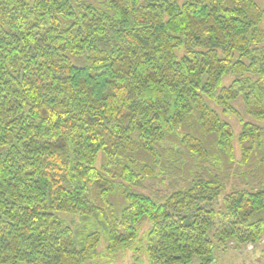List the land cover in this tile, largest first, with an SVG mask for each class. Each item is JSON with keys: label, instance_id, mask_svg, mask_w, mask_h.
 <instances>
[{"label": "trees", "instance_id": "1", "mask_svg": "<svg viewBox=\"0 0 264 264\" xmlns=\"http://www.w3.org/2000/svg\"><path fill=\"white\" fill-rule=\"evenodd\" d=\"M260 3L0 0V264L264 239Z\"/></svg>", "mask_w": 264, "mask_h": 264}, {"label": "rangeland", "instance_id": "2", "mask_svg": "<svg viewBox=\"0 0 264 264\" xmlns=\"http://www.w3.org/2000/svg\"><path fill=\"white\" fill-rule=\"evenodd\" d=\"M182 2L183 0H179ZM259 3H264V0H257ZM261 4V3H260ZM73 57V56H72ZM75 62L77 60L75 57L73 58ZM236 107L243 111L244 106L241 103L236 104ZM244 114V113H243ZM223 117L229 120L232 124L235 131L234 143L236 145L237 153H238V143L237 136L241 130L242 123L241 121L234 115L228 116L224 115ZM245 119H251L244 114ZM261 125L264 126V121H259ZM147 225H144L143 229L146 230ZM264 246V239L257 243H248L242 251L239 249H231L227 252H218L217 260L213 264H264V258L261 255V248ZM100 250L99 254L94 258V264H149L147 255L145 251L141 249L139 252H135L132 249H126L125 252L120 251L117 254L111 253L106 250V243L103 240L99 246ZM98 248V249H99ZM190 264H200L198 259H194Z\"/></svg>", "mask_w": 264, "mask_h": 264}]
</instances>
